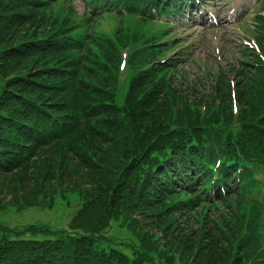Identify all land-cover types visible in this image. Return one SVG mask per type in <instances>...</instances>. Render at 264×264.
Listing matches in <instances>:
<instances>
[{
    "label": "trees",
    "instance_id": "16d2710c",
    "mask_svg": "<svg viewBox=\"0 0 264 264\" xmlns=\"http://www.w3.org/2000/svg\"><path fill=\"white\" fill-rule=\"evenodd\" d=\"M62 1L64 15L57 0H0V210H77L60 229L0 223V264H264L263 58L197 95L152 21L187 0H85L82 14ZM107 17L146 24L108 35Z\"/></svg>",
    "mask_w": 264,
    "mask_h": 264
},
{
    "label": "rangeland",
    "instance_id": "374dc122",
    "mask_svg": "<svg viewBox=\"0 0 264 264\" xmlns=\"http://www.w3.org/2000/svg\"><path fill=\"white\" fill-rule=\"evenodd\" d=\"M208 1L207 10L200 6L203 13L199 9L192 19L184 21L183 24H175L173 28L176 31L170 28L169 36L176 37L177 41L170 42L165 46L168 48V46L173 47L176 44L173 49L166 50L165 56L180 58L177 59L180 61V68L183 69L182 72L189 83L191 82L194 86V92L197 95L200 92L208 94L211 90V84H214L217 76L224 68L229 69L228 77L230 80L236 81L238 79L239 75L236 74L233 66L238 65L243 60H249L244 58V55L247 50V41L251 39L254 32L248 31V27L252 23L251 17L254 16L255 8L259 2V0ZM71 2L78 13H82L86 9L83 0H72ZM67 6V1L59 0L54 5V14L64 15L63 9ZM128 19L119 22L114 17L104 18L100 25L99 22L96 24V30L111 35L116 33L117 28L118 31L121 30L123 21H126V26L122 27L124 31H137L138 28L141 29L146 24L140 20L137 21V19ZM124 44L126 46L121 48V55L128 59L131 51L128 45H131L132 42L128 40L124 41ZM129 70L128 62L122 65V74L119 75V97H122L128 89ZM262 175L264 176V172ZM218 207L225 208L223 204L218 205ZM76 210V206L68 207L62 200H59L53 208L28 207L18 211L13 207H8L5 210H0V223L13 227L41 224L60 229L68 227ZM191 221L192 224H195L196 219L191 217ZM107 236L126 252H131L127 245L138 241L135 235L121 228L117 221L112 222L107 231Z\"/></svg>",
    "mask_w": 264,
    "mask_h": 264
}]
</instances>
